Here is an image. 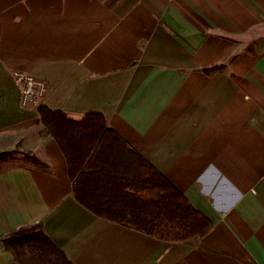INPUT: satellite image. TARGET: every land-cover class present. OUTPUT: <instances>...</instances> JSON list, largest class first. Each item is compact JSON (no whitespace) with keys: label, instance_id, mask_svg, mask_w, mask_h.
<instances>
[{"label":"crops","instance_id":"crops-1","mask_svg":"<svg viewBox=\"0 0 264 264\" xmlns=\"http://www.w3.org/2000/svg\"><path fill=\"white\" fill-rule=\"evenodd\" d=\"M22 73L47 82L31 109ZM42 104L101 112L212 230L166 241L87 209ZM37 223L72 264H264V0H0V264Z\"/></svg>","mask_w":264,"mask_h":264},{"label":"trees","instance_id":"trees-1","mask_svg":"<svg viewBox=\"0 0 264 264\" xmlns=\"http://www.w3.org/2000/svg\"><path fill=\"white\" fill-rule=\"evenodd\" d=\"M38 114L66 158L74 197L94 214L166 241L195 243L212 230L211 220L101 112L73 118L42 104ZM2 240L20 264H72L41 223Z\"/></svg>","mask_w":264,"mask_h":264},{"label":"built area","instance_id":"built-area-1","mask_svg":"<svg viewBox=\"0 0 264 264\" xmlns=\"http://www.w3.org/2000/svg\"><path fill=\"white\" fill-rule=\"evenodd\" d=\"M17 83L21 90V105L27 109L35 107L47 90V82L34 75H22Z\"/></svg>","mask_w":264,"mask_h":264},{"label":"rangeland","instance_id":"rangeland-1","mask_svg":"<svg viewBox=\"0 0 264 264\" xmlns=\"http://www.w3.org/2000/svg\"><path fill=\"white\" fill-rule=\"evenodd\" d=\"M26 74L33 75V74H30V73H22V75H26ZM45 94H46V92H45ZM45 94L43 96L39 97V99H42L45 96ZM38 100H37V102H38ZM24 160H27V159H24ZM22 162H23V160H22Z\"/></svg>","mask_w":264,"mask_h":264}]
</instances>
